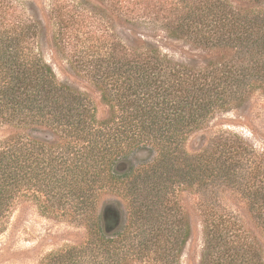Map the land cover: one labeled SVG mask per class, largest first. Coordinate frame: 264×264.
Listing matches in <instances>:
<instances>
[{"label": "trees", "instance_id": "16d2710c", "mask_svg": "<svg viewBox=\"0 0 264 264\" xmlns=\"http://www.w3.org/2000/svg\"><path fill=\"white\" fill-rule=\"evenodd\" d=\"M239 2L158 0L154 15L126 20L128 45L80 50L71 67L94 84L101 118L58 81L38 51L37 26L0 31V234L28 197L40 214L86 231L39 264H179L191 235L178 201L185 187L204 198L200 264H264L260 238L212 204L219 186L237 188L262 224L264 152L229 132L195 155L184 150L214 115L264 96V0ZM140 25L201 55L175 60L149 33L132 31ZM54 41L60 49L61 30ZM112 191L128 205L113 231L98 213Z\"/></svg>", "mask_w": 264, "mask_h": 264}, {"label": "rangeland", "instance_id": "374dc122", "mask_svg": "<svg viewBox=\"0 0 264 264\" xmlns=\"http://www.w3.org/2000/svg\"><path fill=\"white\" fill-rule=\"evenodd\" d=\"M158 0H0V31L7 27L27 28L37 26L38 51L52 67L59 82L66 83L84 94L94 105L97 117L105 116L107 109L100 102V95L92 81L83 72L73 69L80 50L100 49L107 51L111 45L121 41L128 45L132 29L128 19H138L154 15L158 11ZM239 6V0H226ZM62 32L64 42L60 49L55 48L54 36ZM135 32L149 33L163 54L175 60H188L199 57L185 42L170 40L158 28L148 31L143 26L134 28ZM84 53V52H83ZM241 136L257 152H264V96L256 93L248 105L225 113H217L201 130L191 134L185 142L184 150L195 155L206 148L211 138L223 133ZM1 136V135H0ZM48 138L45 134L37 135ZM2 137V136H1ZM137 158V156H136ZM138 159V158H137ZM237 188L220 187L212 198L216 209L232 214L250 228L262 243L264 258V220L253 219L247 202L235 191ZM112 191L102 197L98 213L104 225L113 231L121 219L127 200ZM204 199V198H203ZM202 197L194 190L182 188L178 201L182 215L191 228V235L179 257V264H200L203 248ZM41 204L30 201L28 197L15 202L4 231L0 234V264H39L51 252L80 244L86 238V231L71 218L47 217L39 213ZM128 206V205H127ZM264 215V213H263Z\"/></svg>", "mask_w": 264, "mask_h": 264}]
</instances>
